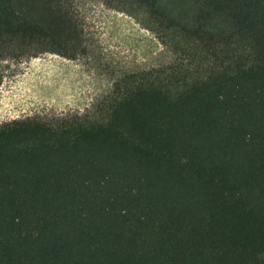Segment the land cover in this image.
Listing matches in <instances>:
<instances>
[{
    "label": "trees",
    "instance_id": "obj_1",
    "mask_svg": "<svg viewBox=\"0 0 264 264\" xmlns=\"http://www.w3.org/2000/svg\"><path fill=\"white\" fill-rule=\"evenodd\" d=\"M105 1L175 60L0 125V264H264V0ZM13 52L89 49L67 0H0Z\"/></svg>",
    "mask_w": 264,
    "mask_h": 264
},
{
    "label": "rangeland",
    "instance_id": "obj_2",
    "mask_svg": "<svg viewBox=\"0 0 264 264\" xmlns=\"http://www.w3.org/2000/svg\"><path fill=\"white\" fill-rule=\"evenodd\" d=\"M174 1L164 0V4L173 6ZM67 3L83 26L88 56L72 61L50 53L30 57L13 52L1 59L0 125L88 113L125 74L175 60L155 34L105 0Z\"/></svg>",
    "mask_w": 264,
    "mask_h": 264
}]
</instances>
